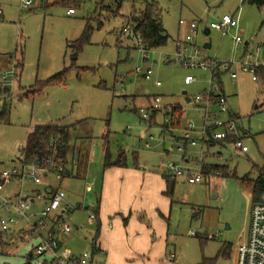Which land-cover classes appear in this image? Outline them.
<instances>
[{"label":"rangeland","instance_id":"374dc122","mask_svg":"<svg viewBox=\"0 0 264 264\" xmlns=\"http://www.w3.org/2000/svg\"><path fill=\"white\" fill-rule=\"evenodd\" d=\"M41 1L32 0L22 8L20 0H0V69L8 64L18 71L7 121L0 125L1 167L15 163L14 151L8 150L16 141L25 144L33 125L70 126L66 164L69 173H60L59 177L49 173L45 179L65 192L70 222L82 224L80 229L71 230L66 246L75 251H91L95 222H88V210L75 209L74 205L84 199L88 205L98 195L105 141L112 158L123 150L127 163L145 166L144 175L160 171L168 174L167 167L172 163L196 167L201 159L204 163L222 165L228 175L204 174L195 183L184 181L182 176L167 175L174 184V202L169 218L162 219L167 243L165 256L174 253L175 259L170 262L165 257V261L154 264H200L203 258L217 256L222 245L230 244V248L237 245L246 234L251 203L249 190L239 178L245 174L254 178L257 171L253 166L264 168V79L258 74L259 78L252 80L251 73L239 69L236 61L264 64V12L254 4L241 3L242 0H156L168 41L164 46L142 50L135 38H127L120 30L125 17L133 9H141L144 0H118V8L112 0L98 4L97 0H83L71 15L61 5L45 6ZM225 13L238 16L237 30L241 37L238 44L230 33L222 34L215 29L208 35L202 33L205 23L217 21ZM180 18L197 23L195 41L202 55L232 61L230 70L236 71V76L231 78L225 71L220 81L227 109L237 113L239 129L247 133L240 136L248 148L245 152L235 150L226 141L209 147L184 146L181 136L185 120L181 118L178 126L168 125L166 105L183 104L182 90L193 96L202 94L206 87V71L183 67L172 59L173 39L186 30L185 25L178 27ZM87 22L92 27L88 41L73 49ZM208 40L210 48H203ZM14 51L16 54L10 58L8 53ZM136 67H150V79L135 73ZM63 69L66 72L62 83L44 85L32 96L23 95L34 90L37 86L34 83H44ZM186 74L196 76L197 80L185 84ZM154 96L160 97L164 108L143 119L139 109ZM186 106L187 116L194 117L191 104ZM13 187L17 183L6 184V192ZM208 234L213 237L208 238ZM15 236L7 246L2 245L6 239H0V264H36L34 258H26L36 240ZM60 246L57 251H64ZM122 264L140 263L126 259ZM216 264H232L230 251L227 256H218Z\"/></svg>","mask_w":264,"mask_h":264},{"label":"built area","instance_id":"2783aa9c","mask_svg":"<svg viewBox=\"0 0 264 264\" xmlns=\"http://www.w3.org/2000/svg\"><path fill=\"white\" fill-rule=\"evenodd\" d=\"M31 2L32 0H20V5L22 8H26ZM74 11L73 8L66 9L68 14ZM237 18L238 16L234 14H222L217 21L205 23L202 30L207 27L210 30L220 31L222 34L232 31L231 38L234 43L238 44L241 42V37L237 30ZM178 24L186 25L187 31L174 40L172 59L183 67L197 68L207 72L206 87L202 94L193 95L189 101L191 108L201 114V122L197 124L195 119L186 116L188 110L186 105L179 106V115L183 116L185 120L181 136L184 146L187 144L203 146L210 140L224 142L226 139H231L229 142L235 150L247 151V146L240 138L244 132L239 129V118L227 109L226 96L221 81L216 76L218 71H226L231 78L235 77L236 72L230 70L232 61H219L202 55L201 48L195 41L198 31L195 21H186L180 18ZM120 33L126 34L127 38H135L137 47L145 50L139 34L133 33L129 26H123ZM117 39L119 42L121 41L119 38ZM165 60L168 58L166 57ZM236 63L239 69L251 73L252 80L259 78V68L262 69L264 77V64L250 63L247 60H238ZM134 71L142 75L144 79H150L152 75L150 67L145 69L136 67ZM17 76L18 71L13 65L0 69V110L13 97ZM196 80V76L191 74H186L183 78L185 84ZM212 107L216 109L212 110ZM162 108L164 107L160 105V97L154 96L150 104L145 108L140 107L139 111L142 118L146 119L152 111L156 112ZM164 109L168 111L166 114L169 115L172 105L166 106ZM194 133L195 135H193ZM148 145L149 143L146 142L145 146ZM24 147L25 144L16 141L8 150L14 151L15 154L13 159L15 163L10 167H1L2 162L0 161V239L7 233L26 228L28 237L36 240V243L32 245L37 264H86L91 258L89 252L71 254L67 257L59 256L55 252L61 239L72 229L65 192L59 188L53 189L50 185L32 191H26L24 188L27 184H42L49 173L59 177L64 167L58 165L54 170L48 171L47 168L27 164L22 157ZM202 164V159L196 167H182L172 163L167 167V175L170 177L182 176L188 183H195L204 177ZM211 173L217 174L216 171H211ZM9 183H17V189L13 193L4 192L5 185ZM36 200L43 202L38 208L33 206ZM93 205V203H89L88 206L92 207ZM87 210V219L94 220V213L91 209ZM189 233H193V231H189ZM207 237L212 238L213 234H208ZM166 258L171 262L175 259V254L170 253ZM233 264H264V201L250 205L246 234L236 245Z\"/></svg>","mask_w":264,"mask_h":264},{"label":"crops","instance_id":"0c3cea01","mask_svg":"<svg viewBox=\"0 0 264 264\" xmlns=\"http://www.w3.org/2000/svg\"><path fill=\"white\" fill-rule=\"evenodd\" d=\"M73 13L66 14L71 15ZM178 27L180 28V24H178ZM185 31H187V26ZM228 33L232 34V31ZM181 36H176L173 41L177 37ZM245 44H247V42ZM210 46L208 48H210ZM3 59L4 57L2 60ZM7 62L8 59L7 61L3 62V66H5ZM8 66L9 65L7 64L5 68ZM224 72H221V75ZM261 75L262 76H260V78L264 79L263 71ZM183 91L185 93H183ZM181 95V102L183 104H180L179 102H172L166 106L176 104L183 106L189 104L190 98L192 96L188 95L185 90L181 91ZM132 98L134 99V96H132ZM152 99L153 98L149 100L148 98L147 104L141 107H147ZM215 109L216 108L212 107V110ZM167 112L168 111L166 110L164 111L165 114ZM193 112L196 115L190 118H193L195 121L200 123L201 114L195 110H193ZM231 112L237 115L236 112ZM155 113L156 112L152 111L151 114L155 115ZM167 116L169 117V115ZM181 118L184 119V117L180 115L178 122L174 121V124L178 126L180 124ZM246 135L247 133L244 132V136ZM139 164L140 163L136 162H134V164H129L126 161V165L123 167L113 166L103 170V177L99 186L98 195L95 197V199L89 202L95 204V200L98 197V212L96 220H98L97 222L99 223V227L95 241V246L98 249V252L92 254L91 251L88 250L76 249L77 251H75L66 246V242L69 239L68 237H70L71 230L80 229L82 226L81 223H71L72 229L68 232V234L64 235L58 245V247L62 245L61 249L64 251L61 252L57 251V248L55 249V252L59 256L67 257L71 254L89 252L91 254V258L86 264H92L93 262H99L100 264H112L113 262H120L122 264L124 261H126V259L130 262H139L140 264H154L159 260H166L165 252L167 243L164 239L165 226L162 223V219L166 216L169 218V215L172 211L174 202L172 198L173 189L171 195H167L165 192L167 190L165 178L163 177L162 171L157 174L148 172L144 175L143 170L145 169V166L142 163L140 165ZM45 185L58 188L54 187L47 179H45L40 185L27 184L24 188L26 191H32L34 189H41ZM16 189L17 187H13L10 188L11 191L6 192L5 190L4 192L13 193ZM84 201L85 199L80 202H76L74 208H82L84 210L89 209V204H85ZM42 204L43 202L39 200V202L35 201L33 206L38 208ZM68 213L70 214L69 218L71 221L70 205L68 207ZM88 222H95L94 227H96L97 222L95 220H88ZM95 232L96 229L94 228L91 234L90 242ZM14 235L20 239L28 238L26 228L20 230L17 229L14 232L7 233L2 238L3 240L6 239L2 245L7 246L10 241L14 240ZM235 248L236 245L229 249L230 256L232 257V264L235 256ZM33 251V245H31L28 249L27 256L29 257L28 259L34 258L35 261V255Z\"/></svg>","mask_w":264,"mask_h":264},{"label":"trees","instance_id":"16d2710c","mask_svg":"<svg viewBox=\"0 0 264 264\" xmlns=\"http://www.w3.org/2000/svg\"><path fill=\"white\" fill-rule=\"evenodd\" d=\"M105 0H97L98 3H103ZM117 2V8L120 6V1L112 0L111 2ZM83 0H43L41 3L45 6L58 4L65 8H79ZM241 3L254 4L259 9L264 12V0H242ZM103 6V5H102ZM125 25L129 26L133 33H138L143 44V49L148 50L151 48H157L164 46L168 41V35L165 32V29L162 25L161 19L159 17V6L156 0H144L143 6L141 9H133L127 17H125ZM123 27V26H122ZM92 27L88 24H85L83 32L74 44L72 45L73 49H79L81 45L88 41L89 34ZM118 41V39H117ZM119 42V41H118ZM16 54V51L8 53L11 58ZM20 63L19 70H21L23 57L22 52L19 53ZM9 67V66H8ZM66 69L61 70L58 73L52 75L44 83L36 82L34 83V90L31 92H26L25 96H32L34 93L40 91L41 87L48 84H59L64 81ZM258 74L262 76V69H258ZM221 71H218L216 76L220 79ZM8 103L4 104L0 110V121H7L8 113ZM179 106L178 104L172 105L171 113L169 114V126H174V121L178 122L179 120ZM237 116L236 114H233ZM154 114H150V118ZM168 125H166L168 127ZM165 127V126H164ZM69 131L70 126L61 125L57 123H41L35 124L27 134V140L25 143L23 151V161L27 164H34L40 168H47L48 171L54 170L58 165H62L64 170L61 174H64L67 164V152L69 148ZM231 139H226V142H229ZM224 141V142H225ZM221 140H210L207 142L206 146H211L214 144L222 145L224 143ZM104 157H103V170L108 167H123L126 165V157L123 150H119L114 158L110 156L108 152V147L105 141L104 145ZM135 157V155L133 156ZM256 167L257 175L252 178L249 174H245L239 178V181L242 185H245L251 197V204L255 202L264 201V168ZM203 173L209 174L211 171H216L217 174L228 175L224 170L225 167L218 164H202ZM166 183V194L171 195L173 189V183L170 182L167 174H163ZM54 189V188H53ZM97 206H98V197L95 200L94 206L90 207L91 211L94 213V220L97 222ZM195 214V212H194ZM99 223H96V232L91 240V253L95 254L98 252V249L95 246L97 231ZM230 244L222 245L219 254L211 258H203L200 264H216L218 256H227L229 254ZM29 258L28 256L26 257Z\"/></svg>","mask_w":264,"mask_h":264},{"label":"water","instance_id":"95a60500","mask_svg":"<svg viewBox=\"0 0 264 264\" xmlns=\"http://www.w3.org/2000/svg\"><path fill=\"white\" fill-rule=\"evenodd\" d=\"M209 32H210V29L209 28H207V27H205L203 30H202V33L204 34V35H208L209 34ZM129 37V36H128ZM203 48H208L209 46H210V41L208 40V41H206L205 43H203ZM183 93H185L184 91H183ZM65 173H69V170L68 169H65ZM78 205V204H77Z\"/></svg>","mask_w":264,"mask_h":264}]
</instances>
